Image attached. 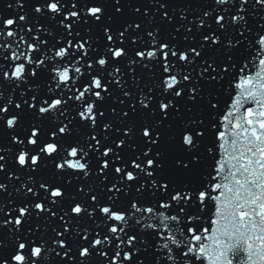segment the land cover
<instances>
[{
  "label": "snow or ice",
  "instance_id": "snow-or-ice-1",
  "mask_svg": "<svg viewBox=\"0 0 264 264\" xmlns=\"http://www.w3.org/2000/svg\"><path fill=\"white\" fill-rule=\"evenodd\" d=\"M130 2L124 0V3ZM146 2L158 4L160 9L168 4V0ZM15 3L22 13L18 19L0 15V174L6 171L8 158L14 159L18 171L24 170V178L21 181L14 171H8V179L19 182L13 192L20 203L5 201L3 194L8 185L0 182V197L3 198L0 264H10L5 257L2 233L8 225L15 228V232L10 230L8 242L13 252L11 264H36L37 259L46 258V248L49 253L56 252V248L64 249L62 255L59 252L56 255L72 262L74 257L69 256L72 248L65 233L78 241L76 246L81 264L89 260L93 249L105 264H132L134 255L145 245L157 253L154 264H163L164 261L178 264L177 250L181 264H193V257L197 262L207 258L206 264L264 262V24L258 26L257 35L251 40L262 66L254 76L247 73L246 64L237 68L235 63L223 66L214 60L200 59L199 69L192 67L206 50L221 45L222 35L229 27L248 41L244 32L252 36V30L246 27L248 10L245 6L252 3L253 7L264 8V0H212V11L205 10L194 22L196 28L203 30L201 42L196 43L193 36L187 47L178 45L174 37L172 40L162 39L158 29L146 30L141 36L140 23L128 24L115 32L107 25L102 26L104 43L100 44V37H93L92 29L82 28V25H88L90 21L99 23L102 18L111 21V16L105 17V8L98 5H116L121 0H32V12L58 25L51 30L39 24L29 26L28 14L23 11L27 0H15ZM8 6L12 7L11 4ZM134 11L139 13L140 9ZM115 12L121 13L122 9L116 7ZM163 18L170 19L167 11L163 12ZM180 19L187 20V17L182 15ZM212 24L216 25L215 29ZM129 28L135 34L129 33ZM175 31L179 32L180 28ZM41 32L46 35L41 36ZM186 33H192V28H187ZM189 39L188 35L183 37L185 42ZM129 41L136 45L131 53L125 47ZM240 44L241 39L228 40L226 47ZM248 55L251 56L252 52L249 51ZM227 59L231 61L232 57ZM122 65L133 73L136 65L152 72V87L147 93L139 92L135 103L130 104L132 113L137 111V105L141 111L147 109L152 115L157 109L160 113V118L151 123L145 121L139 128L138 135L145 145L140 151H137V145L129 144L125 139L131 140L137 135L134 126L115 128L116 133L122 131V136L111 138L113 125L110 122L100 125L106 113L97 102L102 104L112 98L116 89H120L124 98L132 97L130 91L124 90ZM230 69L232 79L238 80L235 88L239 91L232 98V106L223 119L237 131L229 133L233 137L230 143L223 130L216 134V139L222 141L219 147L227 157L217 161L212 177L216 182L206 184L202 181L196 188H177L158 179L156 170L162 169V164L149 157L161 155L159 151L153 154V147H159L160 127L168 119L170 110L175 109L173 98L182 97L187 87V99L195 101L199 85H191L194 71L200 79L211 82L223 80V76L212 73L227 74ZM38 76L42 78L40 82L36 81ZM5 81L15 82L7 94ZM109 84L116 87L110 89ZM29 92L32 94L27 95ZM120 103L123 104L124 100ZM246 105L258 106V110ZM211 107L217 105L212 103ZM241 107L243 114L238 116ZM115 111V108L110 110L111 113ZM123 116L127 117L128 112ZM25 119L26 123L23 122ZM195 123L181 121L176 133L169 137L170 141H175L179 136L188 154L198 146L197 137L202 139L205 134L202 127H193ZM199 124L202 126L203 120ZM98 125L108 135H97ZM82 126L90 131H84ZM5 130L10 133L7 145ZM126 153H131V157H126ZM53 157L58 172L79 173L85 179L92 175L91 166L98 164L95 172L100 184L97 187H106L110 195L100 202L96 187L91 184L87 189L78 186L77 192L83 198H73L70 207L65 209L64 187L31 175L52 163ZM192 162L199 163L198 157L191 156L189 161L177 158L175 165L183 171L189 169ZM110 176L112 182L106 183ZM133 188L135 197L122 199L121 194L128 197ZM12 194L8 193L9 196ZM145 195L148 200L141 203ZM209 200L215 203V218L210 221L212 227H188L199 217L186 214V209L195 207L203 211ZM173 209L174 214H170ZM34 213L45 214L49 222L51 218H58L61 222L62 230L53 228L56 238L51 244L55 247H49L48 241L41 237L28 235L35 229L19 234ZM4 216L8 219L5 220ZM88 219H99L100 223L89 227ZM209 240L211 242L206 243ZM106 248L111 249V255ZM137 264H144V261L137 258Z\"/></svg>",
  "mask_w": 264,
  "mask_h": 264
},
{
  "label": "water",
  "instance_id": "water-1",
  "mask_svg": "<svg viewBox=\"0 0 264 264\" xmlns=\"http://www.w3.org/2000/svg\"><path fill=\"white\" fill-rule=\"evenodd\" d=\"M24 2V0H22ZM32 0H27V4L25 5V9L23 10L28 14L29 17V26L35 27L37 24L42 25L45 28L54 29L57 28L58 25L49 21L45 17H39L34 12H32V8L34 7L31 4ZM12 5L9 7L8 5ZM212 0H168V4L164 9H160L158 4L155 3H147L146 0H131L130 3H124V0H121L120 4H103L98 5L105 8V17L111 16L112 20L107 21L104 18L101 19L99 23L94 21H90L88 25H82V28L90 27L92 29L93 37H100L99 43H104L102 26L107 25L112 28L113 32L117 30H123V28L128 24L140 23L141 28L139 29V34L143 36L146 30L158 29L159 36L164 40H172L173 37L178 45H182L187 47L190 44L191 37L196 38V43H200L201 37L203 34V30L195 27V21L197 17H199L205 10L212 11ZM120 7L122 9L121 13H116L115 8ZM248 10V24L247 28L252 30V36L248 34L247 31L244 32V36L247 37L248 41H245L242 37L239 36V33L232 29L228 28L222 35V43L219 47L213 45L210 50H206L203 57L198 58L196 64L192 67L194 69H199L200 59H207L209 61H215L217 64H221L223 66H227L231 63H235L237 68L241 65H247V73L254 76L256 71L262 69V66L259 65L260 55L258 54L256 49L252 48L251 40L257 35L258 26L264 24V8H261L259 5L253 7L252 3H249L245 6ZM136 8L140 9L139 13H136L134 10ZM145 9H147V14H145ZM167 11L170 19L163 18V12ZM22 14L21 10L17 7L15 0H0V15L5 17H17ZM187 17V20H181V16ZM47 16V13H46ZM59 19V17L57 18ZM193 22V23H189ZM182 25V27H180ZM23 27V24H21ZM180 28L179 32H176L175 29ZM191 27L192 33H186V29ZM212 28L215 29L216 25L212 24ZM129 33H133V29H128ZM56 33H54L55 35ZM82 31V35H83ZM135 34V33H133ZM41 36H45L46 33L41 32ZM185 35L190 36V39L185 42L183 37ZM241 39V44L238 47L227 48L226 44L228 40ZM223 40L225 41V45L223 44ZM126 49L131 53L136 45L131 44V42H126ZM207 48V46H206ZM249 51L252 52V55L249 56ZM231 56L232 60L229 61L227 57ZM247 57V59H245ZM206 66V65H204ZM135 68L134 73L127 70V68L122 65L123 76L121 77L124 83V90L130 91L132 93L131 99L124 98L120 94V89H116L112 93V98L106 99L102 104L97 102L100 109L105 111L106 115L101 120L100 125L104 122H110L113 125V129L110 130L112 136L111 138H115L117 135L122 136L121 133H116L115 128H121L127 126H134L133 130L137 132V135L133 137L131 140L125 137L126 141L129 144L137 145V151L142 150L145 145L141 138L138 135V130L141 125L147 121L151 123L152 121L160 118V113L158 109L155 112V115L150 114L149 110H140L137 105V111L132 113L130 111V104L135 103V98L139 92L144 91L147 93L148 88L152 87L151 84V75L152 72L150 69H143L140 66H133ZM39 71V70H38ZM157 73L158 69L155 70ZM211 71V70H210ZM212 75L223 76V80L219 81H211L208 82L204 79H200L196 72H193V80L191 85L198 84V95L196 96L195 101H190L187 99L188 91L187 87L185 88L184 95L179 98H173L175 103V109L178 111L170 110L168 119L163 121L162 126L160 127V140L159 147H153V154L157 151L161 153L159 157L150 156L149 158H155L158 164H162V169L156 170V177L160 180H165L170 183V185H175L177 188L188 186L191 188L199 187L201 182L203 181L206 184L215 183L216 181L212 179L215 176V169L217 166V161L222 159H227L224 156L223 149L219 147L222 141L216 139V134L218 131L223 130L226 133V136L231 142L233 137L229 135V133L237 131L233 129L229 123V121H225L223 119L224 115L229 111L230 106H232V98H234L238 89L235 88V84L238 80H233V72L230 69L227 74L220 73H212ZM135 77V79L133 78ZM41 77H37L36 81L40 82ZM231 81V84H230ZM15 82H4V91L7 94L14 87ZM189 85V86H191ZM21 87H24L21 85ZM115 84H109V88H115ZM17 92L19 89L16 90ZM29 92L27 95H31ZM124 100V103L121 104L120 101ZM71 103V101L69 102ZM215 103L217 105L216 108H212L211 104ZM253 107L254 110H258V106L255 105H246ZM156 106L153 105V108ZM115 108V113H111L110 110ZM128 112V116L124 117L123 113ZM243 114V107H241L240 113L236 115ZM38 115V114H37ZM28 118H35L29 116ZM78 119V118H77ZM203 120V125L199 124V121ZM181 121H195L196 123L193 125L194 128H201L204 131V136L201 138L197 137L199 144L196 148H194L191 154H188L186 150L183 148L182 143L180 141L179 136L176 137L175 141H170L169 137L174 135L177 131L179 123ZM24 123L27 122L25 119ZM228 124L229 127L225 128L223 125ZM100 125H98L96 132L97 135H108V133H104L101 130ZM215 125V127H213ZM84 131H90L88 128L82 126ZM259 131V129H257ZM10 133L8 130H5L4 140L7 145L8 138ZM211 148L212 151L208 152L207 149ZM117 151H121L117 149ZM191 156H196L199 159V163L192 162L190 164L189 169L180 171L177 169L175 165V160L177 158L189 161L191 160ZM126 157L130 158L131 153H126ZM55 157L52 158V163H48L43 170L38 172H32L31 175L36 177L38 180L46 181L52 185L63 186L65 190V199L63 207L68 209L70 207V201L75 198L77 200L82 199L83 195L77 192V187H84L87 189L89 184L93 187H96V191L100 194L101 201L106 198L107 188L97 187L100 184V179L95 172V168L98 167V164H93L91 167L93 168L92 175L85 179L82 174L72 173L65 171L64 173L58 172L54 167ZM6 171L3 174H0V182L4 181L8 188L5 191L4 198L5 201L11 200L13 203H20V200L13 192V190L18 187V181L9 180L8 179V171L15 172V175L20 176L21 181L24 178V170H17L18 166L15 164L14 159L6 158L5 162ZM75 177H79V179H75ZM143 179L148 180L150 178L143 177ZM113 177L110 176L109 181L106 183L112 182ZM68 181H71L69 184ZM171 190V188H170ZM9 192L13 194L11 196L8 195ZM215 195V193H212ZM122 199L129 200L135 197V191L133 188V192L128 196L124 197L121 194ZM29 199H33L29 196ZM145 200H148V196L145 195L143 199L140 201L141 203ZM48 203L47 200L44 201ZM90 201H85V203H89ZM3 207V198L0 197V208ZM53 211H56V208L53 207ZM175 209H173L174 214ZM215 203L211 200L207 202V207L203 211H199L195 207H191L190 209H186V214H190L192 216H198L197 220H194L192 224H189L188 227H193L196 225H200V227H209L212 225L210 221L215 218ZM15 213H13V216ZM5 220L8 219L7 216L3 217ZM89 227H96L100 222L99 219H88L86 221ZM184 224V219L181 220V226ZM53 228L57 231L62 230V224L58 220V218H51V222H49L48 218H45V214L36 215L33 214L30 221H26L23 225V228L20 231V235H23L24 232L28 229H35L34 232L28 233L29 236L33 237H41L44 240L48 241L49 247H55L51 244V240L55 239V233L53 232ZM10 230L15 232V228L13 225H8V227L3 228V238L5 240V248L4 253L5 257L10 261V255L13 254L12 250L8 246V242L10 239ZM65 239L72 248V252L69 253V256H73L74 260L69 262L68 259H61L60 256L56 255V252L61 253L64 252V249L56 248V252L49 253L47 248L45 249V257H41L37 259L36 264H81V258L79 257V248L76 246L78 241L74 240L69 236L68 233H65ZM211 241H206V243H210ZM105 250L109 251L111 255V249L106 248ZM126 250L131 251V249L126 248ZM97 250L93 249V254L89 258L85 264H105V261L102 257L96 254ZM246 255V254H245ZM157 253L153 248L145 245L140 249L138 253H136L133 257L132 264H137V258L144 261V264H154ZM178 256V264H181L179 261V250H177ZM110 258V257H109ZM231 258V257H229ZM29 260L31 262L30 251H29ZM193 264H206L207 258L205 261L197 262L195 258H192ZM163 264H167V261H164ZM168 264H172L171 261ZM234 264L236 262L234 261ZM257 264H264V262L257 261Z\"/></svg>",
  "mask_w": 264,
  "mask_h": 264
}]
</instances>
